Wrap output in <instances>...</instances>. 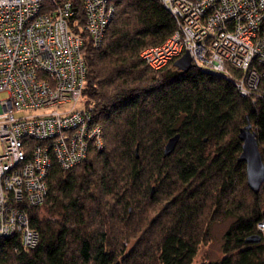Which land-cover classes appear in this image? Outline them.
Segmentation results:
<instances>
[{
  "label": "trees",
  "instance_id": "1",
  "mask_svg": "<svg viewBox=\"0 0 264 264\" xmlns=\"http://www.w3.org/2000/svg\"><path fill=\"white\" fill-rule=\"evenodd\" d=\"M69 1V27L83 40L85 109L102 128L103 147L68 169L52 161L47 195L27 212L37 245L0 238V264H194L211 225L229 218L222 257L200 264H264L256 229L264 183L250 189L238 161V133L249 124L264 164V98L240 96L222 74L179 70L177 59L147 66L141 52L176 29L158 0H112L98 47L82 30V0ZM256 235L259 242H247Z\"/></svg>",
  "mask_w": 264,
  "mask_h": 264
},
{
  "label": "built area",
  "instance_id": "2",
  "mask_svg": "<svg viewBox=\"0 0 264 264\" xmlns=\"http://www.w3.org/2000/svg\"><path fill=\"white\" fill-rule=\"evenodd\" d=\"M158 1L176 29L141 52L147 66L158 70L187 53L192 66L224 75L240 96L264 98V0ZM82 7V30L98 47L114 4L82 0ZM74 12L69 0H0V238L17 236L26 249L38 243L27 212L47 195L52 161L68 169L103 147L102 128L85 109ZM256 229L264 235V221Z\"/></svg>",
  "mask_w": 264,
  "mask_h": 264
},
{
  "label": "water",
  "instance_id": "3",
  "mask_svg": "<svg viewBox=\"0 0 264 264\" xmlns=\"http://www.w3.org/2000/svg\"><path fill=\"white\" fill-rule=\"evenodd\" d=\"M175 67L182 71H187L191 67L190 58L187 53L183 54L174 63ZM238 138L241 141V152L238 161L245 163L246 182L250 189L257 191L264 183V164L259 151V144L251 126L247 124L240 129ZM178 135L171 137L164 147V156L169 155L177 141ZM261 237L256 235L247 239V242H259Z\"/></svg>",
  "mask_w": 264,
  "mask_h": 264
},
{
  "label": "rangeland",
  "instance_id": "4",
  "mask_svg": "<svg viewBox=\"0 0 264 264\" xmlns=\"http://www.w3.org/2000/svg\"><path fill=\"white\" fill-rule=\"evenodd\" d=\"M70 107V104L67 106ZM38 113L33 112L32 114ZM231 222V218L221 223H213L210 227L211 241L199 247L194 264H200L204 261H217L222 257L221 244L223 234Z\"/></svg>",
  "mask_w": 264,
  "mask_h": 264
},
{
  "label": "clouds",
  "instance_id": "5",
  "mask_svg": "<svg viewBox=\"0 0 264 264\" xmlns=\"http://www.w3.org/2000/svg\"><path fill=\"white\" fill-rule=\"evenodd\" d=\"M259 233V232H258ZM262 235V234H261Z\"/></svg>",
  "mask_w": 264,
  "mask_h": 264
}]
</instances>
